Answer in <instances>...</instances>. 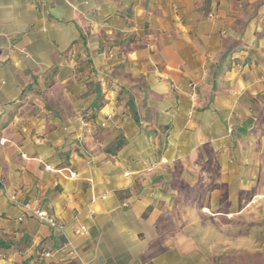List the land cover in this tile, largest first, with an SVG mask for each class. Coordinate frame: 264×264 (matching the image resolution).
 I'll use <instances>...</instances> for the list:
<instances>
[{"label":"crops","instance_id":"1","mask_svg":"<svg viewBox=\"0 0 264 264\" xmlns=\"http://www.w3.org/2000/svg\"><path fill=\"white\" fill-rule=\"evenodd\" d=\"M0 264H264V0H0Z\"/></svg>","mask_w":264,"mask_h":264},{"label":"trees","instance_id":"2","mask_svg":"<svg viewBox=\"0 0 264 264\" xmlns=\"http://www.w3.org/2000/svg\"><path fill=\"white\" fill-rule=\"evenodd\" d=\"M232 44L228 47V49L223 53L218 65L215 67L216 69L214 70V77H213V81H212V88L213 90L216 89V85H215V80L218 78V75L221 73L222 69H226L230 67V63H231V54H232ZM102 96L101 94L98 92L97 95V102H96V107L99 108L100 106H102V102H101Z\"/></svg>","mask_w":264,"mask_h":264},{"label":"built area","instance_id":"3","mask_svg":"<svg viewBox=\"0 0 264 264\" xmlns=\"http://www.w3.org/2000/svg\"><path fill=\"white\" fill-rule=\"evenodd\" d=\"M32 215L37 219H39L40 221H43L52 227H56L57 229L60 230H62L63 228V225L60 222H58L57 219H55L52 215L48 214L44 210H32ZM84 230H85L84 227H80V229L76 230V232L79 233ZM68 245H70V242H68ZM42 254L43 256L48 255L47 252H43Z\"/></svg>","mask_w":264,"mask_h":264},{"label":"clouds","instance_id":"4","mask_svg":"<svg viewBox=\"0 0 264 264\" xmlns=\"http://www.w3.org/2000/svg\"><path fill=\"white\" fill-rule=\"evenodd\" d=\"M9 20H10V26L16 27L18 26V22H17V17L15 16V14H11L9 15Z\"/></svg>","mask_w":264,"mask_h":264},{"label":"rangeland","instance_id":"5","mask_svg":"<svg viewBox=\"0 0 264 264\" xmlns=\"http://www.w3.org/2000/svg\"><path fill=\"white\" fill-rule=\"evenodd\" d=\"M208 226L210 227V229H215L216 228V224L211 222V221H208ZM210 238H212V237L210 236Z\"/></svg>","mask_w":264,"mask_h":264}]
</instances>
